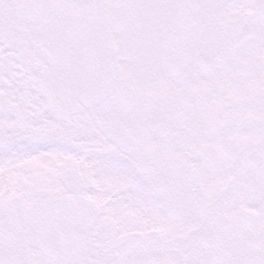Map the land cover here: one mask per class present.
Instances as JSON below:
<instances>
[{
  "label": "snow or ice",
  "instance_id": "snow-or-ice-1",
  "mask_svg": "<svg viewBox=\"0 0 264 264\" xmlns=\"http://www.w3.org/2000/svg\"><path fill=\"white\" fill-rule=\"evenodd\" d=\"M0 264H264V0H0Z\"/></svg>",
  "mask_w": 264,
  "mask_h": 264
}]
</instances>
